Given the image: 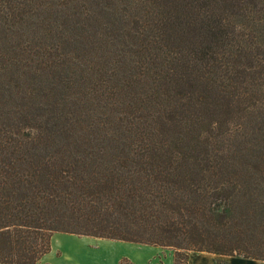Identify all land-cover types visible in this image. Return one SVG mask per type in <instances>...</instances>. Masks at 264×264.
Returning a JSON list of instances; mask_svg holds the SVG:
<instances>
[{
    "label": "trees",
    "instance_id": "obj_1",
    "mask_svg": "<svg viewBox=\"0 0 264 264\" xmlns=\"http://www.w3.org/2000/svg\"><path fill=\"white\" fill-rule=\"evenodd\" d=\"M131 1L133 11L122 15L135 29L126 36L140 46L124 43L127 59L132 70L140 57L149 64L153 106L154 96L165 99L150 122L109 108L122 103L119 83L108 82L122 60L109 70L100 57L95 70L81 9L68 8L75 0H0V86L21 102L6 108V119L0 113V264H37L55 232L171 248L175 264H189L191 251L264 261V157L211 154L203 130L231 125L239 106L252 102L264 0ZM43 24L37 35L32 27ZM27 32L30 40H16ZM15 64L12 83L3 77ZM140 67L125 76L139 82ZM94 77L86 100L96 94L102 114L108 102L118 117L112 128L140 133L137 143L93 136L105 120L83 124L78 88Z\"/></svg>",
    "mask_w": 264,
    "mask_h": 264
},
{
    "label": "rangeland",
    "instance_id": "obj_2",
    "mask_svg": "<svg viewBox=\"0 0 264 264\" xmlns=\"http://www.w3.org/2000/svg\"><path fill=\"white\" fill-rule=\"evenodd\" d=\"M48 1L50 4L54 2L55 6L59 4L65 6L68 3V0ZM102 2H105V5L109 6L110 9L107 10V7L101 9L99 5H96L98 3L103 5ZM75 3L76 0L74 3L70 2L68 8L73 12L75 11L76 6L81 9V13L78 14L77 17L80 24L88 30L91 37V39L87 38L88 42L85 40V43L88 47H90V45L92 46L89 50V55L93 57L92 66H95V70H101V65L98 64L100 57H103L105 66L109 70L114 68L117 57L122 60V64L119 66L122 68L117 72L114 71V79H109L108 81L113 85L119 83L122 94V103L118 106L111 105L109 108L116 109L117 112L137 113V115L141 117L142 122H150L154 114L159 113V108L164 107L165 104L162 101H165V99L160 98L158 95L154 96V101L157 103V107L153 106L152 102L148 99L153 93L151 91L152 78L149 64H144L140 57L137 67L132 70V67H130V60L127 59L130 57L131 47H128L125 44H136L140 46V44L136 42L139 41L136 39L137 37H131V35L126 36V30H134L135 28L134 23L128 24L126 21L124 22L125 18L122 15L123 13L127 16L133 11V1L84 0L80 5ZM263 3L264 1H261L262 5L258 6V8H263ZM67 11L68 10H64V12L61 13L66 15ZM41 16L44 17L42 14ZM58 17L62 20V15ZM45 20H48V17L45 18ZM121 20L123 21L122 23H120ZM127 20L132 21L131 18H127ZM109 22H111L113 28H105V24ZM29 26H32L31 21H29L28 24H25V28H29ZM32 28H40L37 29L36 34L42 35V32L40 31H42L43 28H48V26L43 24L36 25ZM260 31L264 32V28L260 29ZM124 32L125 34L123 35ZM28 33L30 32H27L24 35L20 33L16 40H30V37H27ZM80 33L84 34L82 30ZM42 39L45 42V39ZM113 51L116 52L114 53V56H112ZM258 56L263 58V60H261L257 69L258 76L250 86L252 95H254L251 100L252 102L245 101V103H242L239 106L236 116L234 115L232 118L233 122L231 125H229V123L226 124L227 122L223 121V128L215 132L211 130L209 131L208 126L203 127V130H208L206 132V137L209 139V147L214 151L209 152L211 154L219 152L222 154L232 153L233 155H238V157H246L249 160L261 159L264 157V66H261L264 65V53H261ZM91 57H89V59ZM82 59L85 60L86 58L83 57ZM125 60L126 62L123 63ZM22 61L27 66L28 60L23 58ZM257 63L258 62H256V64ZM141 65L143 66L145 73L142 75L141 79H138L140 83L134 80L131 81L132 79L130 77L125 76V74L129 75L133 72L138 75L141 71ZM16 67L17 64L12 66V68L6 72L3 79H9L13 83L15 75H17ZM56 76L57 74L53 73L47 77L49 79ZM84 76L85 73L79 72L76 75L77 81L80 82ZM43 80L46 82L44 76ZM94 80L95 77L88 78L83 82L82 86L78 88V94H81L86 105L79 112V114L81 113L83 116V124L86 125V123H89L94 119L101 122L105 120L104 123L107 122L105 124V130L98 129L93 131V136H99L110 140L114 137L119 138L121 141H124V139L134 140L131 143L132 145L137 143V140L140 139L141 136L140 133L135 135H129L126 133L121 136L120 128H112V126L115 125V122L118 123V121H116L117 116L107 111L106 108L108 107L106 106L109 104L108 102L101 103L104 107V114H102V110H100L99 106L100 103L95 102L96 94H94L90 101L86 100V90L94 85ZM47 91L48 88L46 89V92ZM10 93L7 85L0 86V113L5 119L7 118L6 108H8L10 113L11 105L21 104V102L15 97H10ZM139 96H141V100L136 101V98ZM186 102L187 99H181L183 105H186ZM152 112L153 114L150 115ZM127 123L128 121L126 122V125ZM107 127L111 129L105 133ZM112 132H115L116 135H111ZM175 254L176 252L174 249L163 248L162 246L100 238L89 235L55 232L51 239V250L44 256V259L40 260L37 264H175ZM188 263L264 264V261L245 258L242 255H219L210 252L191 251L189 252Z\"/></svg>",
    "mask_w": 264,
    "mask_h": 264
},
{
    "label": "crops",
    "instance_id": "obj_3",
    "mask_svg": "<svg viewBox=\"0 0 264 264\" xmlns=\"http://www.w3.org/2000/svg\"><path fill=\"white\" fill-rule=\"evenodd\" d=\"M46 254H47V253H46ZM46 254H45V255H46ZM45 255H43V257L41 258V260L44 259V256H45ZM46 262H48V261H46Z\"/></svg>",
    "mask_w": 264,
    "mask_h": 264
}]
</instances>
